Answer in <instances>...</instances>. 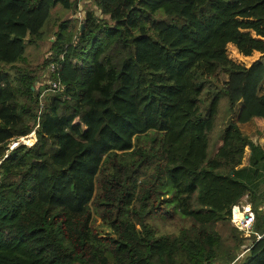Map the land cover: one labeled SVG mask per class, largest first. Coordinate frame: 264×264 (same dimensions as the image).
Returning a JSON list of instances; mask_svg holds the SVG:
<instances>
[{"label":"trees","instance_id":"trees-1","mask_svg":"<svg viewBox=\"0 0 264 264\" xmlns=\"http://www.w3.org/2000/svg\"><path fill=\"white\" fill-rule=\"evenodd\" d=\"M76 4L0 0V264H231L242 241L215 226L244 199L260 239L235 264H264V200L248 183L264 153L239 128L264 134V0H93L73 38L56 27L43 65L64 91L42 114L38 77L4 67ZM222 99L229 120L207 160ZM165 210L190 225L160 234L148 218Z\"/></svg>","mask_w":264,"mask_h":264},{"label":"rangeland","instance_id":"rangeland-1","mask_svg":"<svg viewBox=\"0 0 264 264\" xmlns=\"http://www.w3.org/2000/svg\"><path fill=\"white\" fill-rule=\"evenodd\" d=\"M72 1H75L77 3L75 10H65L61 6H58L52 11L51 18L43 28L44 32L47 33L46 39L38 43L37 45L27 44L24 60L17 65L18 69L16 71H10L7 67H4V70L12 75H18L19 73L22 75L33 74L38 77V82H36L34 85L36 90H40L39 112L42 114L46 108V105L51 102L52 98H54L58 94L57 92L50 91V88L48 86V80L51 73V68L45 69V66L43 65V63L47 59H50V57L52 56L51 43L53 42V39L55 38L56 33L58 32V28L56 27L65 22L67 29L64 30V34L68 38H73L76 35L78 28H81V22L83 20V15L82 17H80L77 14L78 8L80 7L84 12V9L87 6H92L93 2V0ZM218 80V84L221 85L226 80V77L224 75H220ZM226 109L227 102L225 99H222L220 101L219 111L215 120L214 128L208 135L209 146L207 151V160H210L214 157L215 152L221 143V134L229 120V118L226 116ZM236 111L230 117L231 120L235 119ZM45 113H47V111ZM39 126L36 127V130L37 128H39ZM30 135L26 138L19 139L18 141L11 142L9 145H7L5 148V155H8L12 150L17 148L21 144L26 146L34 145V143L36 142V136L35 134H32L31 136ZM245 205L246 199H244L238 205V207L240 208L241 206ZM148 222L154 227H156L160 234L165 235H176L181 227H188L190 225V221L187 219H181L176 211L168 210L167 212L166 210L162 212L158 217H149ZM99 224L100 221L97 219L95 225L98 226ZM234 229L235 228L230 221L220 222L215 226V230L220 235L224 244L228 246L235 245L233 241L234 238H238L242 241L238 250V254H240L239 252L242 251L243 246L246 244V240L243 239L237 232L234 233ZM241 259L242 258H240L239 260Z\"/></svg>","mask_w":264,"mask_h":264},{"label":"crops","instance_id":"crops-1","mask_svg":"<svg viewBox=\"0 0 264 264\" xmlns=\"http://www.w3.org/2000/svg\"><path fill=\"white\" fill-rule=\"evenodd\" d=\"M262 63L264 65V58L262 59ZM260 93L261 94H264V81L260 87ZM242 108V104H238L235 111H236V116H235V119L233 121H236L237 119V116L240 112ZM241 132L247 136V138L253 142L255 145L259 146L261 151L264 153V134L261 136V137H258L256 135V132H255V126L253 124V122H249L247 124H244V125H240L239 126ZM245 157H243V160H242V164L241 166L239 167V169H243V170H246V173L247 175H252L250 171V156H251V153L248 149L245 150V154H244ZM253 171H257V173L259 174L258 178L256 177H249L248 176V183L252 184L253 186H255V189H256V193L259 197H261L263 200H264V161L262 163H260L256 169H253ZM244 207H247L248 209H251V206L246 202V205ZM260 210H263L264 211V205L260 207ZM236 212H239L238 209H235L234 210V215ZM240 213V212H239Z\"/></svg>","mask_w":264,"mask_h":264},{"label":"built area","instance_id":"built-area-1","mask_svg":"<svg viewBox=\"0 0 264 264\" xmlns=\"http://www.w3.org/2000/svg\"><path fill=\"white\" fill-rule=\"evenodd\" d=\"M77 14L80 17H82L83 15V11L80 7L77 10ZM50 68H51V73H54L55 71L54 66H50ZM48 86L50 88V91L52 92L60 93L64 91V86H62L60 82H52L48 80ZM32 134L35 133L33 132ZM236 209L239 210V212L242 214V217L241 219L237 220L234 216V212L232 211L230 222L232 223L234 228L239 232L240 236L246 240V244L243 246L242 251L239 252L240 254L237 255L236 260L231 264H235L240 258H242L250 250V248L252 247V244L250 243V239L253 235L256 236L257 240L260 239V237L257 236L254 232L255 215L253 211L244 206H241L240 208L237 207Z\"/></svg>","mask_w":264,"mask_h":264},{"label":"bare ground","instance_id":"bare-ground-1","mask_svg":"<svg viewBox=\"0 0 264 264\" xmlns=\"http://www.w3.org/2000/svg\"><path fill=\"white\" fill-rule=\"evenodd\" d=\"M234 216H235V218H236L237 220H239V219H241L242 214L239 213V212H236Z\"/></svg>","mask_w":264,"mask_h":264},{"label":"water","instance_id":"water-1","mask_svg":"<svg viewBox=\"0 0 264 264\" xmlns=\"http://www.w3.org/2000/svg\"><path fill=\"white\" fill-rule=\"evenodd\" d=\"M81 29H83V26L81 25Z\"/></svg>","mask_w":264,"mask_h":264}]
</instances>
